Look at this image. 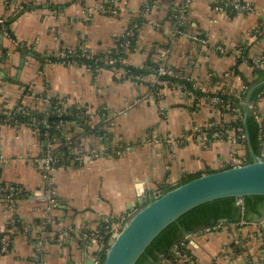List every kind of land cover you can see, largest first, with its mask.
<instances>
[{"label": "crops", "instance_id": "1", "mask_svg": "<svg viewBox=\"0 0 264 264\" xmlns=\"http://www.w3.org/2000/svg\"><path fill=\"white\" fill-rule=\"evenodd\" d=\"M102 1L0 0V179L24 192L20 198L0 199V232L15 215L23 222L9 251L0 253V264H85L97 248L77 234L102 233L135 207L139 191L146 200L147 189L164 191L188 175L245 157L242 143L222 139L201 144L185 137L173 145L138 141L151 134L178 139L194 125L222 120V114L203 99L194 106L178 91L156 96L148 85L118 77L108 67L50 56L77 48L107 52L135 25V44L125 53V64L140 67L164 50L167 65L204 94L239 90L252 75L250 61L262 59L264 68V0H241L250 9L233 7V13L223 8L222 0H116L114 14L99 9ZM55 98L89 105L93 113L74 114L86 117V126L74 118L68 134L52 138L48 131L59 159L54 221L49 223L45 200L34 195L41 185L34 158L43 153ZM254 106L264 141V96ZM14 108L28 119H14ZM7 114L11 119L5 122ZM55 129L63 132L59 124ZM119 145V153L110 152ZM77 146L96 151L98 157L68 161ZM188 234L181 242L182 263L264 264V217L221 219ZM161 264H169L167 258Z\"/></svg>", "mask_w": 264, "mask_h": 264}, {"label": "trees", "instance_id": "2", "mask_svg": "<svg viewBox=\"0 0 264 264\" xmlns=\"http://www.w3.org/2000/svg\"><path fill=\"white\" fill-rule=\"evenodd\" d=\"M228 1L222 0L223 8L230 13L235 12V9L232 5L227 3ZM141 22L139 17L138 23ZM120 38L115 41L114 47H118ZM135 44V37L131 40V47ZM130 47V48H131ZM82 54L81 48H77L75 52L70 53L66 50L63 51L62 55L59 56H50V59L57 60H69L74 61L76 63H85L89 64L93 67H108L111 65H106L104 63V59L115 58L114 66L124 71L125 69H129L131 73H153L149 68L155 67L159 57L151 56L143 63L144 67H135L125 64L126 55L125 53L114 54L112 52H104L96 54L89 58L85 57ZM101 57L102 59H97ZM264 57V55H263ZM264 60V58H263ZM252 63V61H250ZM148 67V68H147ZM173 70V69H172ZM174 71V70H173ZM176 72V71H174ZM182 76V74H180ZM178 83H181L183 90H189L193 94L197 96L192 103L196 106V102L200 97L208 98L213 95L212 92H206L205 94L193 83V81H189L187 78L182 76V79L169 77ZM215 81V80H214ZM243 86H245L242 90H222V94L220 95L224 103H229L230 109H222V128L226 130V134L229 132H235L234 128L239 125L244 133L245 137L238 144L242 143L245 149V160L244 162H250L252 157L248 151V146L246 143V132L248 133L250 147L252 151L256 154L261 155L262 150L264 149V145L261 144L262 140V129L263 122L258 119L259 112L258 109H255L256 112L251 110H246L245 105L242 103L243 101L248 100L253 104L259 99V97L264 96V68L255 67L253 68L252 75L243 81ZM152 89V88H151ZM251 90V91H250ZM218 91V90H217ZM250 94L248 96V92ZM237 94V96L235 95ZM248 97V98H247ZM189 100L188 96L185 97ZM204 100V99H203ZM14 119H18L21 122L28 119V114H21L19 111H16L15 108L12 110ZM247 111V113H246ZM72 112L75 110L72 108ZM51 115L49 117V126L46 128L50 136L58 137L62 133H70L71 120L78 119L80 124L84 127L86 126V117L84 116H76L74 115ZM235 119H232L233 116ZM3 116V115H2ZM1 117V115H0ZM59 124L61 130L63 132L58 133L57 129H55V125ZM69 125V126H68ZM215 128V127H211ZM264 158V155L262 156ZM200 174H192L186 176L184 179L180 181V183L185 182L193 177H196ZM178 183V184H180ZM177 184V185H178ZM176 186V185H175ZM174 187V186H172ZM172 187H168L172 188ZM18 185L16 183L7 182L0 179V199H5L7 194H10L12 198H20L23 196L24 192L21 190L17 192ZM165 189V190H167ZM164 190V191H165ZM235 198L232 196L221 197L211 201L204 202L202 204L197 205L196 207L191 208L187 212L180 215L176 221L168 224L164 229H162L145 247L144 251L139 255L134 264H161L163 259L168 260L169 264H178V258L174 257L172 252L173 247L177 246V249L183 255L185 254L183 250V245L181 242L186 234L200 231L204 228L213 227L218 223L221 219H226V221L236 222L240 218L249 219L251 214L261 215L264 213V195H245L241 198L242 200V208L235 203ZM4 201H7L5 199ZM22 221L21 219L15 215L14 223H8L7 228H11L12 232H10V236L13 239V236L16 232L22 229ZM1 235V232H0ZM234 251H238V245L234 246ZM185 258V255H183ZM182 258V259H184ZM176 262H175V260ZM181 259V260H182ZM102 260V254L99 257V262ZM184 261V260H183ZM180 264V263H179ZM185 264V263H181Z\"/></svg>", "mask_w": 264, "mask_h": 264}, {"label": "built area", "instance_id": "3", "mask_svg": "<svg viewBox=\"0 0 264 264\" xmlns=\"http://www.w3.org/2000/svg\"><path fill=\"white\" fill-rule=\"evenodd\" d=\"M116 0H103L99 9L102 12H107L114 14L116 13V6H115ZM217 2H220V0H217ZM222 2V1H221ZM235 8L241 9V10H249L250 7L248 5H245L241 0H232L229 3ZM149 5L147 3L144 4V9L148 10ZM15 9L22 8L21 5H16L14 7ZM135 25H130L129 28H127L125 31H123L120 35V41L118 44V47H113L108 52H112L114 54H120V53H127V51L131 47V40L134 38L135 35ZM67 52L73 53L74 50L67 49ZM83 56L85 57H93L95 53H89L88 51H85L84 49H81ZM158 62L155 67L149 68L153 71V73H131L129 69H125L124 71L120 70L119 68L114 66V62L116 61L115 58L111 59H104V63L106 65H111L110 70L113 72L114 75L118 77H125L132 79L133 81L143 83L151 87L152 93L156 96L160 95V93L165 92L167 90H174L180 92L182 95L188 96L192 101L197 98L195 94H193L189 90H183L181 83H178L177 81L169 78V77H175L182 79V76L178 74L177 72H174L165 61L164 57V50H159L158 53ZM97 59H102L101 57H98ZM69 60H66V62ZM263 63L262 59H257L252 61L251 66L253 68L259 67ZM140 67H144L141 65ZM98 68V67H97ZM148 68V67H147ZM245 86H242L240 90H242ZM213 95L209 96L208 98L200 97L196 104H200V101L204 99L203 101L209 103L213 109L218 111V113L222 114V109H230L229 103H224V101L221 98L222 91H212ZM237 96V94H235ZM49 102V101H48ZM50 108L52 110L53 115H73V113H81V114H87L92 115L93 112L91 107L89 105H85L83 103H72L67 98H55L53 101H50ZM72 108L75 110V112H72ZM256 107L254 104L252 105V110L256 112ZM233 116V115H232ZM9 119H11V116L7 114L6 118L4 119L5 122H8ZM232 119H235L233 116ZM222 120H216L211 119L205 124L202 125H194L190 131L187 134H184L181 138H174L172 135H152L148 138H141L138 141L143 143H157L161 144L163 142L169 143L173 145L176 141H180L182 138H190L194 142H199L201 144L210 143L212 141L216 140H227L231 142L232 144H238L242 139L245 137L244 133L242 132V129L239 125H237L234 130L235 132H229L226 134V130L222 128L221 124ZM215 127V128H211ZM48 130L46 129L44 131V137L46 139L43 153L34 158V162L39 167V174L41 178V185L40 187L35 191V196L38 198H41L45 200L46 202V220L49 223H52L54 221V215H53V209L56 206L55 201V185H54V171L57 167V164L59 163V159L55 157L54 151L51 149V144L49 142V136H48ZM261 144L264 145L263 139L261 140ZM122 145H119L117 147L111 148L110 152L112 153H119L120 148H122ZM74 148V147H73ZM71 156L68 159V161L72 162H87L95 159L98 157V153L94 150H84L81 147L77 146L74 150H71ZM264 155V149L262 150V154L260 156ZM245 157L244 155H240L238 159H232V162L229 165H238L244 163ZM18 190V189H17ZM16 190V191H17ZM19 191V190H18ZM11 197L10 194H7L5 196V199L9 201V198ZM235 203L239 205L241 208L242 206V200L241 198L236 199ZM140 205V203H139ZM136 207H134L131 210H128L126 212L121 213L117 216L116 220L111 223V225L106 228L102 233L96 234L94 231H89L87 233H80L77 234L78 238L81 240H89L95 243L96 245V255L93 258V264H98L99 261V255L102 251H104L109 244L111 243L113 237L116 235V233L121 229V227L124 224V221L129 216V214L134 211ZM10 224L14 223V219L11 218L9 220ZM210 228V227H209ZM208 227L206 229H209ZM10 232H12L11 228H5L0 235V253L5 254L9 251L12 237L10 236ZM189 235V234H187ZM186 235V236H187ZM261 240L264 241V235L261 236ZM172 252L174 254L175 258H178V263H182L184 259L183 255L180 253V251L177 249V246L173 247ZM182 259V260H181ZM260 264V263H258Z\"/></svg>", "mask_w": 264, "mask_h": 264}, {"label": "water", "instance_id": "4", "mask_svg": "<svg viewBox=\"0 0 264 264\" xmlns=\"http://www.w3.org/2000/svg\"><path fill=\"white\" fill-rule=\"evenodd\" d=\"M22 63L23 60L20 66ZM244 105L248 111L253 103L247 100ZM246 143L252 157L250 162L225 165L219 169L207 168L196 177L154 194L147 189L146 200L139 191L136 209L126 218L109 246L100 253L102 260L98 264H134L162 229L199 204L228 196L238 199L245 195H264V158L252 151L247 132ZM262 217L264 213L251 214L248 220L258 221ZM85 264H93V259H87Z\"/></svg>", "mask_w": 264, "mask_h": 264}, {"label": "rangeland", "instance_id": "5", "mask_svg": "<svg viewBox=\"0 0 264 264\" xmlns=\"http://www.w3.org/2000/svg\"><path fill=\"white\" fill-rule=\"evenodd\" d=\"M199 104H197L196 106H198ZM223 167V166H222Z\"/></svg>", "mask_w": 264, "mask_h": 264}]
</instances>
